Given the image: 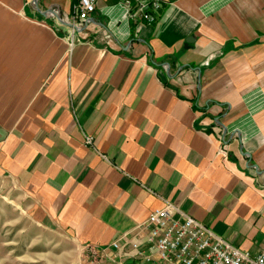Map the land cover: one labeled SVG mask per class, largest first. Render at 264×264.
I'll use <instances>...</instances> for the list:
<instances>
[{"label": "crops", "instance_id": "obj_1", "mask_svg": "<svg viewBox=\"0 0 264 264\" xmlns=\"http://www.w3.org/2000/svg\"><path fill=\"white\" fill-rule=\"evenodd\" d=\"M161 2L136 31L97 0L71 45L74 0H0V178L80 246L118 253L170 202L257 254L264 0Z\"/></svg>", "mask_w": 264, "mask_h": 264}, {"label": "built area", "instance_id": "obj_2", "mask_svg": "<svg viewBox=\"0 0 264 264\" xmlns=\"http://www.w3.org/2000/svg\"><path fill=\"white\" fill-rule=\"evenodd\" d=\"M117 4L136 31L154 24L162 7L161 0H117ZM96 5L97 0H74L69 22L71 45ZM93 143V136L86 135L85 144ZM112 248L141 264H264V248L257 254L242 250L170 202L153 210L130 237L117 239Z\"/></svg>", "mask_w": 264, "mask_h": 264}, {"label": "rangeland", "instance_id": "obj_3", "mask_svg": "<svg viewBox=\"0 0 264 264\" xmlns=\"http://www.w3.org/2000/svg\"><path fill=\"white\" fill-rule=\"evenodd\" d=\"M31 202L14 182L0 178V264H141L122 253L77 245L37 225Z\"/></svg>", "mask_w": 264, "mask_h": 264}, {"label": "water", "instance_id": "obj_4", "mask_svg": "<svg viewBox=\"0 0 264 264\" xmlns=\"http://www.w3.org/2000/svg\"><path fill=\"white\" fill-rule=\"evenodd\" d=\"M192 41H193V38H188V39H187V42H188V43H190V42H192Z\"/></svg>", "mask_w": 264, "mask_h": 264}]
</instances>
